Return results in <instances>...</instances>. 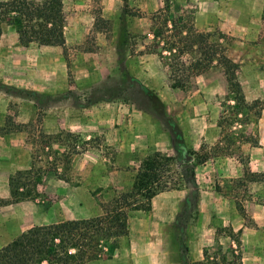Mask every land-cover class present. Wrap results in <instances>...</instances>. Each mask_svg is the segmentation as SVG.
Returning a JSON list of instances; mask_svg holds the SVG:
<instances>
[{"label": "rangeland", "instance_id": "374dc122", "mask_svg": "<svg viewBox=\"0 0 264 264\" xmlns=\"http://www.w3.org/2000/svg\"><path fill=\"white\" fill-rule=\"evenodd\" d=\"M64 3L70 42L63 46L23 45L16 29L2 24L0 139L6 138L11 176L16 170L32 172L22 190L24 197L15 200L10 193L0 198V231L14 234L36 224L100 215L113 198L135 188L137 167L147 155L139 148L120 152L118 134L131 136V123L138 121L137 117L131 120L130 100L121 95L136 82L139 89L146 86L150 104L160 108L158 89L172 84L168 68L146 45L152 44V31L161 28L170 43L185 47L182 31L193 24L211 41L222 43L237 63L240 87H230L222 100V142L197 150L185 148L193 155L189 161L179 147L171 154L161 152L172 156L164 179L169 176L181 180L182 186H195L175 221L178 233L166 235L170 251L181 264H264V181L260 180L264 173V0ZM172 17L177 20L175 28ZM78 20L85 26L75 31L72 24ZM75 37L81 39L79 43L71 42ZM195 55L189 52L185 57ZM171 62L179 66L177 59ZM148 110L156 117L153 109ZM234 153L242 162L243 175H233L228 157ZM218 155L232 172L227 170L225 176L220 172L212 182L227 197L220 209L232 220L229 207L236 205L243 227L237 231L228 225L219 227L213 244L204 250V259L191 261L184 228L197 221L200 189L192 172ZM129 241L128 229L112 252L106 250L86 264H110L113 257L124 264L120 248Z\"/></svg>", "mask_w": 264, "mask_h": 264}, {"label": "crops", "instance_id": "0c3cea01", "mask_svg": "<svg viewBox=\"0 0 264 264\" xmlns=\"http://www.w3.org/2000/svg\"><path fill=\"white\" fill-rule=\"evenodd\" d=\"M72 25L75 31L85 26L79 20L74 21ZM66 27L67 18L65 44L70 42ZM80 40L75 37L71 42L79 43ZM228 56L231 58L229 54ZM229 89L230 85L224 68L214 64L199 74L193 75L188 88L171 85H168L167 89L159 88L158 93L162 105L157 109L149 102L150 97L146 93L148 90L146 86H141L139 89L138 83L131 82L128 91L125 90V94L121 96H126L130 100L128 107L131 120L137 117L138 121L131 123L133 130L131 136L126 134L120 137L118 134L117 143H120V152L125 154L139 148V152L144 156L157 151L171 154L177 151V147L183 150L185 148L197 150L202 145L212 146L222 142L219 119L222 100L228 94ZM150 108L155 111L154 115L159 118V121H156L158 119L150 114L148 110ZM6 152H8L6 138H1L0 198H6L11 193L9 180L12 170L7 165L11 158ZM228 159L234 168L233 175H243L240 158L234 153ZM24 167L27 165L20 168ZM227 170L230 171V166L225 163L221 155L208 157L202 164L195 167V180L200 187L196 196L198 217L195 223L184 228L188 236L191 261L204 259V250L213 244L219 227L228 225V228L234 231L243 227V218L236 205L229 207L232 220L223 216L220 202L227 201V197L218 193L213 187L212 182L216 174L221 176L220 172H223L225 176ZM194 188V185L189 184L160 191L152 197L150 209H135L129 213L130 241L129 244L120 248L124 256L119 257L124 264H181L178 256L171 253L166 235L170 237L171 234L178 233L175 221L179 212L190 201L192 192H195L192 191ZM230 200L232 201L233 198ZM23 231L14 234H6V230L0 231V248ZM117 259L118 257L109 259L112 262L110 264H117Z\"/></svg>", "mask_w": 264, "mask_h": 264}, {"label": "trees", "instance_id": "16d2710c", "mask_svg": "<svg viewBox=\"0 0 264 264\" xmlns=\"http://www.w3.org/2000/svg\"><path fill=\"white\" fill-rule=\"evenodd\" d=\"M169 20L175 28L176 18ZM3 23L16 29L23 45L63 46L66 43L64 0H0V38ZM190 26L182 31L185 47L170 43L161 28L152 31V44L146 45L168 68L172 87H186L193 75L217 63L224 68L230 87L239 88L238 65L222 43L211 41L207 32L199 31L193 24ZM189 52L196 53L195 57L187 58ZM172 59H177L181 67H176ZM171 165L172 156L168 154L157 151L145 156L137 167L135 188L113 198L104 207L103 214L33 225L0 248V264H86L88 259L101 256L106 250L112 252L116 240L128 232L131 210H148L155 194L183 185L181 180L169 179V176L164 179ZM30 172V169L18 170L10 177V191L15 200L24 197L22 190ZM192 176L194 180V172ZM260 180L264 181V173Z\"/></svg>", "mask_w": 264, "mask_h": 264}, {"label": "water", "instance_id": "95a60500", "mask_svg": "<svg viewBox=\"0 0 264 264\" xmlns=\"http://www.w3.org/2000/svg\"><path fill=\"white\" fill-rule=\"evenodd\" d=\"M185 161L192 159V155L188 154L186 150L183 151Z\"/></svg>", "mask_w": 264, "mask_h": 264}]
</instances>
